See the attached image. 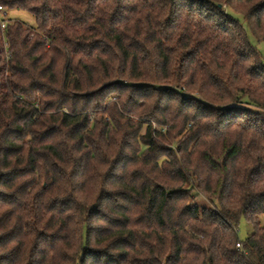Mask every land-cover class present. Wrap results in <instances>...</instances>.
I'll use <instances>...</instances> for the list:
<instances>
[{
    "label": "trees",
    "instance_id": "1",
    "mask_svg": "<svg viewBox=\"0 0 264 264\" xmlns=\"http://www.w3.org/2000/svg\"><path fill=\"white\" fill-rule=\"evenodd\" d=\"M0 4V264H264V0Z\"/></svg>",
    "mask_w": 264,
    "mask_h": 264
},
{
    "label": "rangeland",
    "instance_id": "2",
    "mask_svg": "<svg viewBox=\"0 0 264 264\" xmlns=\"http://www.w3.org/2000/svg\"><path fill=\"white\" fill-rule=\"evenodd\" d=\"M234 16L241 19L242 22L245 24L247 28V33L249 35V38L253 44V46L256 48V50L259 52L262 60L264 61V42L256 40V38L251 34L250 30L248 29L245 20L243 17L237 13H234ZM19 19L23 22H25L27 25L35 26L36 25V19L32 13H30L27 10L19 9V8H9L4 7V10L0 11V19ZM260 223L262 226H264V214L260 215ZM238 235L240 239H245L248 237L252 232L254 231V225L252 222L247 220L245 217L241 218L238 226Z\"/></svg>",
    "mask_w": 264,
    "mask_h": 264
},
{
    "label": "built area",
    "instance_id": "3",
    "mask_svg": "<svg viewBox=\"0 0 264 264\" xmlns=\"http://www.w3.org/2000/svg\"><path fill=\"white\" fill-rule=\"evenodd\" d=\"M2 10H4V6L0 4V11H2ZM0 23H1V26L3 27V29H5L7 26L6 18L0 19ZM238 246L240 247V244H238Z\"/></svg>",
    "mask_w": 264,
    "mask_h": 264
}]
</instances>
